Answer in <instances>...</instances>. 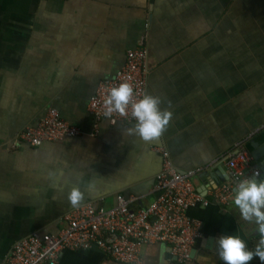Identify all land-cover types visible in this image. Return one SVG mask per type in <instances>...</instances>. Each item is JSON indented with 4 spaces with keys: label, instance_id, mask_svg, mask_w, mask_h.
Listing matches in <instances>:
<instances>
[{
    "label": "crops",
    "instance_id": "1",
    "mask_svg": "<svg viewBox=\"0 0 264 264\" xmlns=\"http://www.w3.org/2000/svg\"><path fill=\"white\" fill-rule=\"evenodd\" d=\"M32 1L1 11L0 264L21 240L58 234L77 207L111 209L120 195L136 198L135 211L149 207L160 149L179 172L202 170L191 182L209 205L187 213L203 234L190 264H225L216 244L223 235L239 234L254 249L257 225L242 219L235 189L224 203L220 188L229 184V157L264 144V0ZM145 38L148 94L173 112L151 142L127 134L135 122L97 121L88 109L99 84L115 78ZM52 108L81 135L40 148L21 142ZM254 166L264 174V158ZM72 187L85 192L77 207L67 199ZM160 251L146 246L139 264H160ZM59 264L120 263L93 247L66 249Z\"/></svg>",
    "mask_w": 264,
    "mask_h": 264
},
{
    "label": "built area",
    "instance_id": "2",
    "mask_svg": "<svg viewBox=\"0 0 264 264\" xmlns=\"http://www.w3.org/2000/svg\"><path fill=\"white\" fill-rule=\"evenodd\" d=\"M148 57L145 38L139 47L128 51L125 65L115 78L99 84L88 105L97 121L105 119L112 125L124 121L136 123L130 108L127 115L113 113L110 117L105 116L103 101L111 88L124 82L133 85L135 100L148 94L151 72ZM80 135L79 127L65 121L60 111L52 108L38 125L27 127L20 140L32 148H40L47 143H58ZM159 152L162 169L155 177L157 199L149 207L135 211L131 205L136 198L126 199L122 195L117 197V205L111 209L92 205L77 207L62 218V229L58 234L36 233L21 240L13 246L4 264H59L66 249L88 250L93 247L101 248L120 264H139L143 249L150 245H168L174 256L172 264H190L203 234L199 224L190 220L187 213L199 205H209L196 193L191 182L202 170L181 173L174 167L166 149ZM226 167L229 184L220 188L224 203L232 198L236 184L257 170L254 157L246 150L231 155Z\"/></svg>",
    "mask_w": 264,
    "mask_h": 264
},
{
    "label": "clouds",
    "instance_id": "3",
    "mask_svg": "<svg viewBox=\"0 0 264 264\" xmlns=\"http://www.w3.org/2000/svg\"><path fill=\"white\" fill-rule=\"evenodd\" d=\"M134 96V87L130 83H120L111 88L103 101L105 116L110 117L113 113L127 115L130 108L136 123L127 129V134L136 135L145 142L161 138L173 119L170 105L163 107L164 100L160 96L146 93L139 100H135ZM67 199L73 207H77L84 202L85 192L79 187H72ZM233 203L243 220L257 225L259 240L254 249H249L239 234L223 235L216 241L220 259L225 264H249L254 258H259L264 264V174L259 169L236 184ZM166 251L161 245L160 264H167Z\"/></svg>",
    "mask_w": 264,
    "mask_h": 264
},
{
    "label": "water",
    "instance_id": "4",
    "mask_svg": "<svg viewBox=\"0 0 264 264\" xmlns=\"http://www.w3.org/2000/svg\"><path fill=\"white\" fill-rule=\"evenodd\" d=\"M251 155L254 157V159L256 161L263 159L264 158V144L257 149L255 148V150L252 151ZM219 173L222 175H227L225 170H223V168H221V167L219 168ZM217 176L220 177L219 175H217ZM170 249L172 250V248H170Z\"/></svg>",
    "mask_w": 264,
    "mask_h": 264
},
{
    "label": "rangeland",
    "instance_id": "5",
    "mask_svg": "<svg viewBox=\"0 0 264 264\" xmlns=\"http://www.w3.org/2000/svg\"><path fill=\"white\" fill-rule=\"evenodd\" d=\"M16 0H0V6L1 5H3V4H5V6H1L0 7V22H1V20H3L4 18H2V13H1V11H2V9L3 8H5V7H7L8 6V4H9V2H15ZM33 3V1L31 0V4ZM7 19V18H6ZM6 19H4V20H6ZM2 30H0V38L1 37H4L5 36V33L4 34H2ZM26 129V128H25Z\"/></svg>",
    "mask_w": 264,
    "mask_h": 264
}]
</instances>
